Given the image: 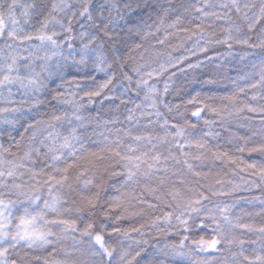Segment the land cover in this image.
<instances>
[{"label": "snow or ice", "instance_id": "obj_1", "mask_svg": "<svg viewBox=\"0 0 264 264\" xmlns=\"http://www.w3.org/2000/svg\"><path fill=\"white\" fill-rule=\"evenodd\" d=\"M203 68L230 94L167 99ZM2 137L0 264H264V0H0Z\"/></svg>", "mask_w": 264, "mask_h": 264}, {"label": "trees", "instance_id": "obj_2", "mask_svg": "<svg viewBox=\"0 0 264 264\" xmlns=\"http://www.w3.org/2000/svg\"><path fill=\"white\" fill-rule=\"evenodd\" d=\"M21 2L27 3L28 0H21ZM132 15H136V13H133ZM224 51H226V49L220 48V49L214 51L212 54L218 55L219 53L224 52ZM237 60H238V57H237ZM233 62H235V61H233ZM225 63H226V65L228 64L227 61ZM67 72H68V79H72L74 75H77V73L73 69H69V70H67ZM211 72H212L211 68H203V69H201L195 73V78L193 77V74L191 72H189V73H178L177 78H176L177 84L182 88V91L180 92L179 96L173 97L172 95H170L169 97H167V99L170 102L180 103L181 98L186 100V99L190 98L191 96L196 95L197 93H199L201 97H205L208 95H212L215 97H221V96L230 94L232 87H233L232 83H231V81L224 79L223 77H221L220 82L216 83V84H206L203 82V81L211 78ZM229 75L235 76L236 73L233 71V72H230ZM97 78L98 79L103 78V74L98 73ZM134 99H135V97H134ZM137 102H139V101L137 100ZM215 102L219 103L220 101L216 100ZM116 104H119V101H105L104 106H103V108H104L103 111H101V106L99 104L90 106L88 111L90 113H92V115H96L99 112V114L102 118H108L112 115H115V113H110L107 111V109L109 107H112L113 105H116ZM127 107H132V105L129 104ZM124 112H125V108L122 106L121 112L119 113L121 116V121H123ZM252 115H253V120L255 122H258L260 117L258 115H255V114H252ZM146 119H148V118H146ZM118 126H125V125L122 123L121 125H118ZM112 128H113L112 125L101 126L99 128H95V134L94 135H92V131H93L92 128H90L88 131H89L90 135H92L93 140L99 141L102 139V137L100 136L101 132H103L105 136L112 138L114 136V133L110 131ZM229 131L235 132L238 135H242V136H250L253 134V128L252 127H238L236 124H233L231 126V128L229 129ZM221 132L223 135H225V136L227 135V133L223 132V129H221ZM259 140H260V137L258 135L253 136V141L259 142ZM0 142L7 143V137L0 138ZM90 146L96 147L98 145L97 144H91ZM245 156L247 158V154H245ZM250 159L261 160V159H264V157H261L258 153H253L252 157H250ZM247 178L253 179V177H247ZM241 195H244V196L259 195V192L254 191L252 193H242ZM213 199H217V198H213ZM261 207L262 206L259 203L247 204V203H244L243 201H239L235 211L237 213H239L243 210L244 212L252 213V215H245L244 221L249 222V223H254L257 226H259L261 224H264V214H261V215L257 214L260 212ZM156 214H159V213H156ZM134 222H143V218H136L135 220L123 221L121 223L124 224L125 226H128L129 224L134 223ZM189 235L193 238H196L200 235L206 236L207 234L204 232H200L198 229H194L191 233H189ZM257 236H258V234H256V233H245L243 235V238L246 240H254V239H257ZM146 238L149 240V244L146 246L147 251L145 253H143V255L139 258V261L141 262V264H149V262L153 259V253L156 251L157 244L161 243L165 239V237L153 238L152 236H148ZM167 239L169 241H171V240L178 239V237L173 235V236L167 237ZM245 247L249 251H251L253 248H256L257 245L246 244ZM195 255L197 257L202 258L205 254L196 252ZM217 255L218 256L227 255V253L217 254ZM212 264H222V261L218 259L217 261H213Z\"/></svg>", "mask_w": 264, "mask_h": 264}, {"label": "rangeland", "instance_id": "obj_3", "mask_svg": "<svg viewBox=\"0 0 264 264\" xmlns=\"http://www.w3.org/2000/svg\"><path fill=\"white\" fill-rule=\"evenodd\" d=\"M68 243L70 244L71 242L69 241Z\"/></svg>", "mask_w": 264, "mask_h": 264}]
</instances>
